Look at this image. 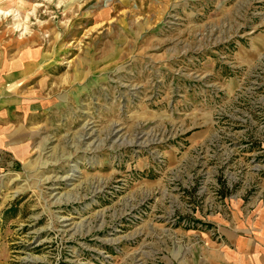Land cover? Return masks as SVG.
<instances>
[{"label": "rangeland", "instance_id": "obj_1", "mask_svg": "<svg viewBox=\"0 0 264 264\" xmlns=\"http://www.w3.org/2000/svg\"><path fill=\"white\" fill-rule=\"evenodd\" d=\"M9 10L0 69L32 71L49 113L0 175V264H142L148 231L219 234L211 214L264 205L261 144L239 146L264 142V0H0Z\"/></svg>", "mask_w": 264, "mask_h": 264}, {"label": "crops", "instance_id": "obj_2", "mask_svg": "<svg viewBox=\"0 0 264 264\" xmlns=\"http://www.w3.org/2000/svg\"><path fill=\"white\" fill-rule=\"evenodd\" d=\"M31 72L0 69V175L29 158L49 113L25 83ZM208 218L217 225L219 234L207 228L148 231L139 249L134 248L133 261L138 258L142 264H264V205L249 211L242 208L240 201L233 205L231 215L213 213ZM153 236L158 241H153ZM142 244L148 245L149 250Z\"/></svg>", "mask_w": 264, "mask_h": 264}, {"label": "built area", "instance_id": "obj_3", "mask_svg": "<svg viewBox=\"0 0 264 264\" xmlns=\"http://www.w3.org/2000/svg\"><path fill=\"white\" fill-rule=\"evenodd\" d=\"M264 117V110L261 111L260 113ZM253 115H250V118H252ZM241 122V121H240ZM244 122V121H243ZM244 126L243 131L246 132L248 131L247 128L248 126L246 124H242ZM260 129L264 131V121L261 122L259 125ZM256 143H260L261 147L255 148V150H252L249 152L251 155V159L253 162H255V165H257V173L258 174H264V142L260 139L256 138H250V139H245L244 144L241 145V142L239 143L240 148L242 149H247V148H252L253 146H257ZM232 185V183H231Z\"/></svg>", "mask_w": 264, "mask_h": 264}, {"label": "clouds", "instance_id": "obj_4", "mask_svg": "<svg viewBox=\"0 0 264 264\" xmlns=\"http://www.w3.org/2000/svg\"><path fill=\"white\" fill-rule=\"evenodd\" d=\"M14 13L12 11H0V15L3 16H9V15H13Z\"/></svg>", "mask_w": 264, "mask_h": 264}]
</instances>
